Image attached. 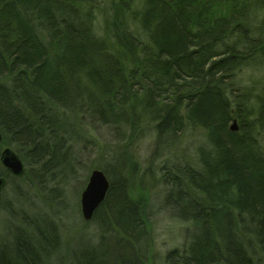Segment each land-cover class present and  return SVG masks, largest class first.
<instances>
[{
  "label": "trees",
  "instance_id": "obj_1",
  "mask_svg": "<svg viewBox=\"0 0 264 264\" xmlns=\"http://www.w3.org/2000/svg\"><path fill=\"white\" fill-rule=\"evenodd\" d=\"M251 61L264 65V0H0V158L10 148L26 168L0 177L29 209L2 195L0 264H264V96L240 85ZM146 143L161 164L139 178L130 154ZM97 169L110 189L88 222L73 204L91 234L74 243L49 211ZM147 178L155 199L129 188ZM153 211L185 226L164 254Z\"/></svg>",
  "mask_w": 264,
  "mask_h": 264
},
{
  "label": "rangeland",
  "instance_id": "obj_2",
  "mask_svg": "<svg viewBox=\"0 0 264 264\" xmlns=\"http://www.w3.org/2000/svg\"><path fill=\"white\" fill-rule=\"evenodd\" d=\"M100 11L103 12L104 9L102 8L100 9ZM105 12L106 11H104V13ZM256 60H260V59L258 58ZM261 63L262 61H256V62L251 61V63L244 68V70L240 74V79H241L240 85H242L243 87L241 88L242 90H244L245 88V90L250 91V93H252L253 91L258 92L261 94L260 96L262 97L264 96V65ZM254 83L256 86L253 85ZM233 126H234V122L232 124V127ZM236 128H237L236 130H238L237 122H236ZM261 140L264 146V136H262ZM151 150H152L151 146L148 143H146V144H142V146H138L135 150L131 151L130 155L132 157V160L136 162L137 167L139 168V176H138L139 178H140V175H143L147 172L149 164L152 167H157L158 164L159 165L161 164L158 159L155 160L153 156L152 157L150 156ZM11 179L15 180L14 178H11ZM21 179L22 178H16L15 182L21 181ZM87 181L88 179L86 180V184H87ZM153 183H154V180H151L148 178L144 182L143 180L141 181L137 180V183H136V186H134V189L136 191L137 189L142 190L145 194H149L151 198L153 197L155 198V196L151 195L152 193L156 191V188H157V187L155 188ZM86 184L84 185L86 186ZM84 188L79 191V188L77 189V185L75 181H73L67 188V198L69 199L68 203H70L71 207L68 209V207L65 208V207L55 204L53 206V210L51 209V211L49 212L52 216L57 217L66 229H70L69 231L70 235L68 236L69 240H73L74 243H77L80 240V243L87 244L88 234L87 233L84 234L80 230V227H81L80 220L84 222L82 213H81V205H80L81 195H82ZM4 193H5L6 198L9 199V197L13 196L17 200L16 211L20 213V217H21L22 212L26 213L29 211V209L26 208L27 207L26 200L28 198L26 197V194H25L26 192L24 193L23 196L21 195L19 196L18 193H15V195H13V192L11 191L10 186L7 184L2 195ZM55 195H58V193L54 192V196ZM76 202L78 204V209H79L78 212H79L80 220L77 217V212H76L75 207H73V204H75ZM39 204H41L42 206L46 208L51 207L50 204L48 205L47 203H39ZM38 213H40V211H34L33 215L37 216L36 214ZM8 221H10L8 215L4 211H2V208L0 207V229L1 231L7 225ZM90 227L91 226H89V228ZM184 229H185V226L177 221H172L169 218V214L162 213V212L161 213L154 212L153 218L151 219V223L149 222V227H148L154 251H157L159 254H164L167 251L173 249L175 246L179 245L181 242L182 236L184 234Z\"/></svg>",
  "mask_w": 264,
  "mask_h": 264
},
{
  "label": "water",
  "instance_id": "obj_3",
  "mask_svg": "<svg viewBox=\"0 0 264 264\" xmlns=\"http://www.w3.org/2000/svg\"><path fill=\"white\" fill-rule=\"evenodd\" d=\"M236 122L232 130H236ZM0 135V143H1ZM1 166L13 177L23 178L26 173V168L17 155V153L10 149L5 148L1 152L0 158ZM7 180L4 177H0V202L3 190L6 188ZM110 189V183L106 174L102 170H93L90 173L87 184L81 195V213L85 221H90L95 211L104 203L106 200L108 191Z\"/></svg>",
  "mask_w": 264,
  "mask_h": 264
},
{
  "label": "bare ground",
  "instance_id": "obj_4",
  "mask_svg": "<svg viewBox=\"0 0 264 264\" xmlns=\"http://www.w3.org/2000/svg\"><path fill=\"white\" fill-rule=\"evenodd\" d=\"M14 178H15V177H14ZM135 183H136L135 180L132 181V182H130V183H129V188H132V190H133V189H134V186H136ZM153 185L155 186V188L157 187L156 182H154ZM150 194H151V193H150ZM151 195H153V196L160 195V190L156 188V191H155L154 193H152ZM155 198H156V197H155ZM155 198L153 197L152 199H155ZM90 235H91V234H88L87 236L90 237ZM87 239H88V238H87ZM182 241H183V239H181L180 244L182 243Z\"/></svg>",
  "mask_w": 264,
  "mask_h": 264
},
{
  "label": "flooded vegetation",
  "instance_id": "obj_5",
  "mask_svg": "<svg viewBox=\"0 0 264 264\" xmlns=\"http://www.w3.org/2000/svg\"><path fill=\"white\" fill-rule=\"evenodd\" d=\"M9 174V173H8Z\"/></svg>",
  "mask_w": 264,
  "mask_h": 264
}]
</instances>
